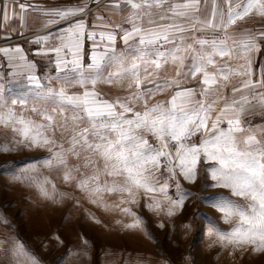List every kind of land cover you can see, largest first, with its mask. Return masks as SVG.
Here are the masks:
<instances>
[{
    "label": "snow or ice",
    "instance_id": "6c2138e0",
    "mask_svg": "<svg viewBox=\"0 0 264 264\" xmlns=\"http://www.w3.org/2000/svg\"><path fill=\"white\" fill-rule=\"evenodd\" d=\"M29 7L39 8L19 4L21 13ZM111 7L127 10V27L103 23L98 15L101 23L90 30L83 18L90 11L87 2L39 8L48 17L46 27L62 25L32 41L45 46L37 55L54 53L56 75L46 81L20 46L0 48L11 69L7 76L26 88L6 90L0 84V127L12 132L0 152L27 148L50 154L13 178L56 203L64 194L41 168L61 173L91 203L119 208L134 218L126 227L138 228L141 219L121 205L137 204L143 195L151 201L147 207L159 211L162 201L152 195L159 193L167 215H174L193 195L181 190L177 177L195 183L203 161L213 181L204 188L231 194L204 198L231 225L225 231L210 221L208 236L225 247L264 252V128L244 120L253 108L264 111V67L258 80L252 68L264 28L236 30L253 16L264 20V0H115ZM2 19L9 20L7 11ZM19 19L23 26L24 16ZM193 80L197 83L189 86ZM102 85L127 94L106 99ZM173 180L175 199L168 194ZM105 194L117 196L118 203L104 202ZM0 249L13 264H42L18 237L0 241Z\"/></svg>",
    "mask_w": 264,
    "mask_h": 264
},
{
    "label": "rangeland",
    "instance_id": "374dc122",
    "mask_svg": "<svg viewBox=\"0 0 264 264\" xmlns=\"http://www.w3.org/2000/svg\"><path fill=\"white\" fill-rule=\"evenodd\" d=\"M5 1L14 4L10 6L12 9L7 10L9 20L3 28L0 27V48L20 46L28 59L36 63V74L44 81L56 75L55 56L54 53L45 57L37 55L45 46L32 43L39 35H31L54 25L45 26L48 17L39 8L67 7L87 2L90 11L83 18L90 30L94 24L101 23L96 20L98 15L104 17L103 23L123 24L127 27L123 20L127 10L120 12L111 7L115 0H99L98 3L93 0ZM19 4L39 8L34 10L29 7L21 13ZM21 14L25 18L23 26L19 19ZM244 28L253 31L264 28V20L253 16L241 23L236 30ZM117 45L118 48H123V42L119 39ZM90 47L91 42L86 40L85 49ZM252 60L253 79L258 80L261 68L264 67V43L259 51L252 54ZM0 63L5 65L0 69V73H4L0 84L6 90H26L22 80L7 76L6 73L11 69L7 68V60L2 54ZM196 83L195 80L190 81L189 86ZM99 90L109 100L127 94L123 89L108 85L100 86ZM244 120L254 128H264V111L246 113ZM11 137L10 130L0 127V145L10 143ZM193 139L198 142L199 136ZM49 155L46 149L20 148L8 153L0 152V218H6L11 225L9 227L0 219V241L11 242L18 237L42 264H57L58 258H62L60 264H264V252H253L251 247H225L217 242L215 236H208L210 221H215L225 231L230 230L231 225L224 223L221 213L210 207L208 200L204 198H210L217 193L225 196L231 194L227 189L210 186L204 188L205 184L211 185L213 181L205 171L208 165L203 161L198 166L195 183L177 177L181 190L189 191L193 195L185 200L183 208L174 209V215H167V202L159 193L152 194L162 201L159 211L150 210L147 204L151 201L143 195L138 197L137 204L121 205L130 207L142 221L140 227L128 228L126 225L134 222L133 216L123 214L119 208L110 207L105 210L103 206L91 203L87 195L76 187L75 181L65 183L61 173L41 168L42 175L51 179L57 192L64 194L63 200L57 196L59 202L56 203L41 197L37 189L29 186L27 182L13 178L21 175L27 165ZM175 184V180L171 181L168 190L173 199L177 198ZM232 199L243 203L236 197ZM103 200L109 205L118 203L115 195L105 194ZM0 264H13L10 254H6L3 249H0Z\"/></svg>",
    "mask_w": 264,
    "mask_h": 264
},
{
    "label": "crops",
    "instance_id": "0c3cea01",
    "mask_svg": "<svg viewBox=\"0 0 264 264\" xmlns=\"http://www.w3.org/2000/svg\"><path fill=\"white\" fill-rule=\"evenodd\" d=\"M12 4H14V3H8V2H6L5 0H0V27H2L3 28V26L7 23H5L4 21H3V19H2V15H3V11H7V10H9L11 7V5ZM5 5H7V8L5 9ZM12 9V8H11ZM62 26V25H61ZM2 28H0V30L2 29ZM52 31V30H51ZM49 32V31H48ZM44 33H46V32H44ZM41 34H43V33H41ZM37 35H40V34H37ZM33 36H36V35H33ZM253 111H257V112H259V111H262L260 108H258V107H256V108H253L252 110H250L248 113H252Z\"/></svg>",
    "mask_w": 264,
    "mask_h": 264
},
{
    "label": "bare ground",
    "instance_id": "6f19581e",
    "mask_svg": "<svg viewBox=\"0 0 264 264\" xmlns=\"http://www.w3.org/2000/svg\"><path fill=\"white\" fill-rule=\"evenodd\" d=\"M61 25H54V26H51V27H48V28H45V29H43L42 31H40L39 33H36V34H33V35H37V34H41V33H44V32H48V31H50V30H53V29H55V28H57V27H60ZM33 35H31V36H33ZM26 38V37H25Z\"/></svg>",
    "mask_w": 264,
    "mask_h": 264
}]
</instances>
